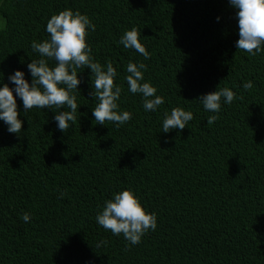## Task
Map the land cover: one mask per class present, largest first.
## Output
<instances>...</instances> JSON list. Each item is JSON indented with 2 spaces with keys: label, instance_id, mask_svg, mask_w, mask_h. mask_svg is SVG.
<instances>
[{
  "label": "trees",
  "instance_id": "1",
  "mask_svg": "<svg viewBox=\"0 0 264 264\" xmlns=\"http://www.w3.org/2000/svg\"><path fill=\"white\" fill-rule=\"evenodd\" d=\"M65 9L95 24L91 55L105 70L112 62L118 111L132 118L97 124L89 68L77 70L66 132L54 117L67 106L26 113L16 96L20 135L0 120V264H264V51L238 50V9L229 0H0V87L14 90L17 70L31 83L27 65L41 58L31 44L50 39L47 21ZM133 27L150 58L119 43ZM130 61L147 65L141 83L164 98L156 111L129 91ZM224 87L237 99L206 111L197 98ZM175 107L194 119L164 133ZM211 115L219 120L209 125ZM128 189L157 216L137 245L96 221Z\"/></svg>",
  "mask_w": 264,
  "mask_h": 264
},
{
  "label": "clouds",
  "instance_id": "2",
  "mask_svg": "<svg viewBox=\"0 0 264 264\" xmlns=\"http://www.w3.org/2000/svg\"><path fill=\"white\" fill-rule=\"evenodd\" d=\"M229 2L232 7L238 9L236 13L239 26V40L236 44L238 50H243L252 56L264 51V0H229ZM95 28L90 18L78 10L73 12L71 9H65L51 16L46 25L50 39L43 42L33 41L31 44L32 50L41 57L27 65L32 77L31 83L24 78L22 71L17 70L9 77L15 84V89L10 88L7 83L0 87V120L8 126L10 133L20 135L23 124L18 118L20 113L16 96L22 99L26 113L34 107L62 109L67 106L70 111H59L54 117L58 122L59 130L66 132L70 127L69 122L74 124L76 121L75 113L78 105L76 96L72 93L73 90H78V85L81 83L77 70L84 68L91 69L92 73L91 95L97 101L93 108V116L97 124L105 125V122L109 121L120 126L131 120L132 114L129 111H118L117 101L120 99L122 88L114 82L117 72L112 62L107 63L105 70L91 55L92 49L86 40L87 30L95 31ZM139 36L138 29L133 27L125 31L119 43L126 49H134L148 59L150 53L140 42ZM49 60L56 62L54 67L49 66ZM126 70L128 75L125 79L129 91L133 94H142L143 108L146 112L156 111L164 103V98L156 95L157 89L150 82L141 83L147 65L143 62L130 61ZM252 87V81L243 84L246 91L251 90ZM222 98L226 104H231L237 99L230 88L224 87L201 95L197 100L202 103L206 111L219 113ZM193 119L191 111L175 107L170 114L165 112L162 132L183 130ZM217 120H219L218 115H211L207 119V124L211 125ZM64 195L65 193L61 192L60 198L62 199ZM22 219L24 222H29V213L25 212ZM96 221L105 230H110L113 235L122 234L130 245L139 244L149 230L155 231L157 228L156 214L148 212L130 189L115 193L113 199L107 200L102 211L97 214Z\"/></svg>",
  "mask_w": 264,
  "mask_h": 264
}]
</instances>
